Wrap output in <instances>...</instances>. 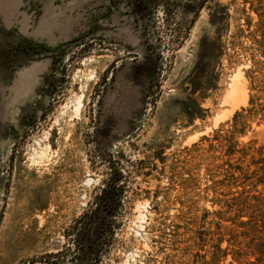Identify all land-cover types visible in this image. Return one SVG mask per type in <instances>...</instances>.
<instances>
[{"label": "rangeland", "instance_id": "374dc122", "mask_svg": "<svg viewBox=\"0 0 264 264\" xmlns=\"http://www.w3.org/2000/svg\"><path fill=\"white\" fill-rule=\"evenodd\" d=\"M168 2L0 0V264H264V0Z\"/></svg>", "mask_w": 264, "mask_h": 264}, {"label": "trees", "instance_id": "16d2710c", "mask_svg": "<svg viewBox=\"0 0 264 264\" xmlns=\"http://www.w3.org/2000/svg\"><path fill=\"white\" fill-rule=\"evenodd\" d=\"M205 0H191V3L187 4L185 7L187 10H200L201 6L204 5ZM131 5L134 10H153V8H167L170 10V4L168 0H131ZM109 187V189H108ZM103 189L104 194L110 190H114L115 186H108Z\"/></svg>", "mask_w": 264, "mask_h": 264}, {"label": "bare ground", "instance_id": "6f19581e", "mask_svg": "<svg viewBox=\"0 0 264 264\" xmlns=\"http://www.w3.org/2000/svg\"><path fill=\"white\" fill-rule=\"evenodd\" d=\"M44 155V153L41 154V157Z\"/></svg>", "mask_w": 264, "mask_h": 264}]
</instances>
